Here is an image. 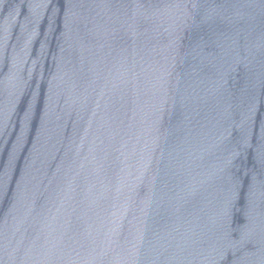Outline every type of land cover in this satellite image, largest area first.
Segmentation results:
<instances>
[{"label":"water","instance_id":"95a60500","mask_svg":"<svg viewBox=\"0 0 264 264\" xmlns=\"http://www.w3.org/2000/svg\"><path fill=\"white\" fill-rule=\"evenodd\" d=\"M0 264H264V0H0Z\"/></svg>","mask_w":264,"mask_h":264}]
</instances>
